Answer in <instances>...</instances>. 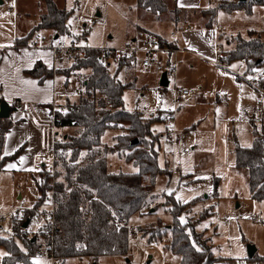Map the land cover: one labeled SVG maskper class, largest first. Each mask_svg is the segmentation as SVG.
Returning <instances> with one entry per match:
<instances>
[{
    "label": "rangeland",
    "instance_id": "obj_1",
    "mask_svg": "<svg viewBox=\"0 0 264 264\" xmlns=\"http://www.w3.org/2000/svg\"><path fill=\"white\" fill-rule=\"evenodd\" d=\"M184 1L186 0H164L167 10L158 16L139 9L137 0H66V6L71 11L67 24L74 35H83L85 32V36H81L80 39L84 45L93 48H121L140 37V40L154 37L155 33L152 30L170 37L174 30L169 25L154 24L160 19L161 22L170 24L173 29L183 28L184 25H188L186 27L190 29L205 28L203 16L205 11H210L211 14L214 11L213 27L217 24L223 30L221 42L226 57L231 50L237 48L238 40L257 38L264 41V2L247 0L239 8L227 9L221 6L229 4L232 0H220L219 4H216L215 0H200L199 5H192L193 0L187 2L190 5ZM46 6L47 3L45 1L41 3L40 0H8L7 4H0V8L5 9L2 15V20L6 19L3 26L9 22V11L16 9L15 12L20 14L17 17L20 27L22 25L24 29L33 27L39 23L41 13L47 11ZM22 7L27 8V11H21ZM175 8L185 10L188 15L180 17V21L177 22L179 16H176ZM78 27H82V31H79ZM54 30L56 33V29ZM66 38L71 39L68 36ZM205 39L208 38H204L203 41ZM227 41L231 42L229 47ZM194 57L198 61L201 59L197 55ZM111 61L113 63L109 67L110 72L118 80L123 83L134 80L133 89L127 90L124 94L126 109L141 113L145 122L154 121L151 129L155 138L152 140H159L154 142V148L163 172L156 178L155 190L144 201L153 200L156 204L149 209H141V204L140 212L135 213L130 219L129 229H133L135 233L129 237L127 255H105L96 260L90 257H69L62 261L56 260V264H180V255L174 254L166 246L170 237L169 231L163 237L156 235L159 230L162 232L168 230L167 226L173 223V215L167 204L168 196L182 204L189 203L196 197H204L189 211L184 209L181 220L187 223L188 232L199 245L205 243L210 246L218 257V264H255L257 259L264 258V223L254 220L257 214L264 216V201L252 198L248 170L235 167L236 142L243 147L251 146L254 138L253 126L257 125L259 130L264 128V120L261 123L254 121L257 115V102L262 100V96L245 84L249 87L250 98L243 111L235 109L229 118H225L216 112L215 107L207 106L209 97L213 95L209 94L206 88H210L213 82L237 83V76L225 69L221 70L222 68L220 71L217 70L211 62L213 70L206 67V63L195 64L194 68L185 66L180 86L193 90L182 106L177 108L176 117L173 118V85L166 88L160 86L162 70L156 62H152L150 67H145L141 61L124 65L123 58L119 57H112ZM238 61L230 62L232 67L240 68ZM72 62L70 60L67 65ZM60 63L64 64L65 61ZM163 64L162 62V67ZM66 68L65 66L58 73V77L62 79L59 80L60 87L66 92L79 91L76 96H68L77 102L84 91L82 82L91 73V69H80L66 76ZM196 82L201 84L202 90L195 86ZM129 126L130 123L124 122L115 129L108 130L102 137L100 147L94 148L95 151L98 149L102 151L105 159L107 157L109 171L139 170L134 161L127 160V154L132 150L128 149L126 144L116 146L118 141L116 137L128 133ZM167 128L173 131V141L165 138L164 132ZM83 131L80 126H72L60 128L57 132L59 141L62 142L67 137L78 136ZM61 136L64 138L61 139ZM109 147L111 151L108 150ZM139 148L147 147L140 144ZM90 153L83 151L80 164L86 161L85 158ZM46 161L47 172L53 163L50 159ZM64 165L65 161L62 158L59 160L57 156L54 175L58 182H65L68 175ZM214 175L220 176L219 198H211V195L207 197L211 191L213 192ZM36 192L38 194L31 174L0 173V207L4 211H10L20 205V194L27 200L28 205H35L33 202L39 198L36 197ZM33 198L36 199L32 201ZM173 203L170 205L173 206ZM212 204L213 213L200 220L201 212ZM24 215L15 216L11 222L0 225V236H12L14 224ZM34 229L31 222L28 230L31 232ZM45 248L46 245L40 252H45ZM7 255L8 250L0 244V264L5 263ZM32 260L36 263L39 261V264H52L48 255L43 259L37 255ZM13 264L24 263L17 261Z\"/></svg>",
    "mask_w": 264,
    "mask_h": 264
},
{
    "label": "trees",
    "instance_id": "obj_2",
    "mask_svg": "<svg viewBox=\"0 0 264 264\" xmlns=\"http://www.w3.org/2000/svg\"><path fill=\"white\" fill-rule=\"evenodd\" d=\"M247 0H232L229 4L221 7L236 9L241 7ZM263 3L264 0H257ZM138 8L149 11L159 16L166 12L167 6L164 0H137ZM177 22L180 17H185L187 12L181 8H175ZM205 28H213L214 11H205ZM209 14V15H207ZM71 12L60 11L57 6L49 1L48 10L41 16L40 23L28 36L23 38L22 43H28L35 37V32L43 28L56 29V35L80 40L85 36L74 35L67 24ZM159 21H162L160 19ZM175 30L179 31L180 28ZM162 45L174 46V41H169L160 35H155ZM68 39V38H67ZM237 48L229 52L228 61L239 60L242 57L252 56L254 61L251 65H257L264 59V41L251 38L250 40H238ZM101 48H91L86 55L73 61L65 69L66 76L80 69H91V73L82 82L84 91L79 100L72 101L68 97V110L58 111L56 127L68 128L80 126L84 131L78 136H69L65 141H57V156L65 161V169L68 171L65 182L56 183V219L57 234L53 252L57 261L69 257H90L94 260L105 255H127L129 253V221L130 218L140 212V206L147 196L155 190L156 178L162 169L159 167L155 138L151 129L154 121L145 122L144 116L136 111L126 109L124 94L133 89L132 81L123 83L110 72L112 55L104 63L100 59ZM123 64H131L123 59ZM61 70H57L59 73ZM30 74L43 80L52 76L53 70L46 68L41 62H37ZM67 83L69 81L67 80ZM166 88V87H162ZM16 100L12 109L19 105ZM130 123L128 133L117 136L116 146L126 144L131 149L127 154L128 161H134L139 167L137 172H112L108 170L107 157L102 151H95L100 147L102 137L110 129H115L121 123ZM13 122L11 118L0 119V170L8 160H14L24 150L18 149L14 154L3 156L5 136ZM253 126V143L243 147L239 143L235 145V166L238 169H247L251 196L258 201H264V128L259 130ZM64 138L61 136V139ZM138 138L139 142L131 144L132 139ZM143 144L147 148H139ZM115 147V146H112ZM111 151V148H108ZM83 151L91 152L86 156V161L80 164ZM111 153V152H110ZM87 154V153H86ZM69 164V165H68ZM45 171L42 172V174ZM76 174V177H74ZM59 175V173H58ZM50 176L46 180H37L36 186L39 194L36 206L42 205L45 196L51 188ZM219 180L215 177L214 196L219 197ZM204 197H196L189 203H179L173 197H167L169 211L173 215V223L167 226L168 230L159 232L157 237L166 236L169 231L167 247L177 255H180V264H216L218 257L209 245H199L188 232L187 223L181 220V213L189 211ZM174 202V203H173ZM173 203V206L170 204ZM214 205L206 208L200 214V220H204L213 213ZM31 214H25L13 226V235L1 237L0 244L4 245L9 252L5 257L4 264H13L22 261L24 264H37L32 260L40 253L41 248L49 245L46 235L28 230L23 225ZM30 225V224H29ZM153 234V236H156ZM45 248V250H46ZM199 249V250H198ZM253 258V256H252Z\"/></svg>",
    "mask_w": 264,
    "mask_h": 264
},
{
    "label": "crops",
    "instance_id": "obj_3",
    "mask_svg": "<svg viewBox=\"0 0 264 264\" xmlns=\"http://www.w3.org/2000/svg\"><path fill=\"white\" fill-rule=\"evenodd\" d=\"M43 1L47 3L46 6L47 10H48L49 1H52L60 11L71 12L70 9H68L66 6V0H40L41 3H43ZM188 1L191 0H186L184 2L190 5L189 3H187ZM198 2H200V0H193L192 5L194 4L199 5L200 3ZM7 3L8 0H0L1 5H5ZM14 10L16 11V9ZM15 11H11V10L9 11L8 13L9 15L8 18L10 17L9 22L6 23L5 26H3V21L6 20V19L2 20V15L5 13V9L0 8V103L1 101H4L11 107V105L16 100L20 102L16 108L12 109L11 107L10 118L13 122V125L11 126L10 130L7 132L5 136L2 155L3 156L12 155L21 147H24V150L14 160L6 161L3 164V168L0 170V173L3 172V173H12V174H18V173L31 174L35 183V191H36L37 189L36 182L37 180H39L42 172L47 170L48 167L46 160L49 159L48 153L50 152V149L53 144L52 140L54 139V136L59 139L57 132L59 129L57 127L55 128L52 127L51 101L53 98L54 88L62 90L60 87L61 86L60 81H62V79L58 77V72L55 74L53 73L52 76L46 77L43 80H41L40 77H36L29 73V71L34 68L37 62H41L46 66V68L53 70L52 52L48 48H31V47L18 46L25 44L22 43L21 40L26 36H28L30 32L33 29H35V27L40 23V21L38 24L33 25V27L24 29L23 25L20 27L18 22L17 17L20 14L19 13L17 14ZM21 11L25 12L27 11V8L22 7ZM46 12L41 13L40 19L41 16ZM154 24H166L169 25L172 30H175L171 27L170 24L166 22L157 21ZM186 26L188 25H184L183 28H180V30L177 32V35L175 37L172 36V34L169 37L166 34L159 33L157 30L155 31L152 30V32L155 33V35H160L169 41H174L175 44H178L179 46L185 49L181 51L178 55V59H179L178 85L179 86L181 84L180 79L183 70L185 69V66H190L191 68H194L195 64L200 65L206 63L205 66L213 70L212 65H210L211 62L213 66L217 68V70L220 71L221 69V67L217 66L213 62V59L215 57L214 39L216 36L214 27L213 28L193 27L194 29H190L188 32H185L184 28ZM207 33L208 35H206ZM54 34H55L54 29L43 28L37 30L34 35L35 37H45L46 43H51ZM140 38L139 39L133 38V39L140 40ZM204 38H208V39H205V41H203ZM230 43L231 42L227 41L228 47ZM16 44L17 46H15ZM195 55L199 56L201 59L198 61L194 57ZM167 59H168L167 55L160 53L157 54V56L154 59L155 61H153V63L156 62L159 69H161L163 72V70L165 69ZM70 60L71 59H69L68 57L61 60V62L65 61L64 64L60 63L59 61L57 70L59 69L61 70L65 66L69 67L70 65L67 64L70 62ZM162 62L164 63L163 67L161 65ZM221 70H223V68ZM231 75L233 76V74ZM199 76L203 78L205 77V75L202 74H199ZM239 80L240 79L237 77V83L234 82L232 84H225L223 82L222 83L219 82L216 84L215 82H213L210 88H206L207 92L213 95V97H209L208 100L210 101H208L207 106H209V108L212 106L215 107L216 112L219 113L221 116H225V118H229L232 112L235 111V109L238 110L240 109L241 111H243L246 102L250 98L248 96L250 90L249 87L247 86L248 83L243 82L242 80L241 83ZM195 86L200 87V89L202 90L201 84H197L196 82ZM182 88L190 89L189 87H182ZM251 89L253 88L251 87ZM190 90L191 93L184 97L183 102L187 97H189L192 94L193 89L191 88ZM263 100L264 97H262V100L258 102L263 103L264 102ZM24 111H27V114H25ZM175 117H176V113L174 118ZM263 120H264V104H263ZM234 139H236V135H234ZM22 157L24 158L23 162H21ZM10 165H14V167H10ZM215 177H217L218 180L220 179L219 178L220 176L214 175V180ZM219 190H220V183H219ZM209 195H211V198H216L214 196V188H213V192L211 191V193L208 194L207 197ZM22 197H23L22 194H20L19 198L21 199ZM36 197H39L37 192H36ZM35 199L36 198H33L32 201H34ZM32 201L30 202V204H32ZM36 202L37 201L33 203ZM216 264H218V262H216Z\"/></svg>",
    "mask_w": 264,
    "mask_h": 264
},
{
    "label": "built area",
    "instance_id": "obj_4",
    "mask_svg": "<svg viewBox=\"0 0 264 264\" xmlns=\"http://www.w3.org/2000/svg\"><path fill=\"white\" fill-rule=\"evenodd\" d=\"M220 0H215L216 4H219ZM79 31H82V27L77 28ZM215 39H214V49H215V57L213 62L232 73H234L240 80L248 83L256 92H258L262 97H264V59L260 61L257 65H251L254 61L253 57H242L239 59L240 68H234L231 65V61H228L225 56V48L221 42V37L224 34L223 30L219 26H215ZM190 27L184 28L185 32H188ZM177 30L172 32V36L177 35ZM17 46V44L15 45ZM24 47L31 48H48L52 52V69L53 73H57V67L59 61L68 57L69 59L75 61L79 58H82L86 55V52L93 48L81 43L80 40L72 38L67 39L65 37H61L58 39H53L51 43H46L45 37H33L29 40L28 43L24 45H18ZM102 54L100 55V59L106 63L109 60V55L113 57H119V59H124L125 61L135 64L138 61H141V64L145 67L150 66L154 61L157 54H165L168 59L166 61L165 69L163 71H167V76L169 79V85H173L172 90V100L174 108L173 118L177 111V108L182 104L185 96L191 93L190 89L182 88L178 85V67H179V59L178 55L181 51L185 50L183 47L175 44L174 46L170 45H162L157 38L147 37L143 40H135L128 43L125 47L121 48H101ZM168 85V86H169ZM79 91H70L66 92L63 90H59L54 88L53 98L51 101V120L52 127H56V119L58 111H66L68 110V96L69 95H78ZM256 118L254 117V121L256 123H261L263 121V103L258 102L256 106ZM27 114V111H24ZM171 120V118H170ZM173 121V119L171 120ZM171 126H173L171 124ZM170 128V125L168 126ZM167 128L164 132L165 138L172 139L173 141V131L172 129ZM175 130V129H174ZM53 144L48 153V158L52 161V165L48 168V171L41 175V180L48 179L50 176L51 188L47 192L44 202L42 205L30 206L27 204V201L21 198L20 205L12 208L10 211H4L0 207V225L9 223L12 221L13 217L19 216L20 214H31V218L29 224L32 222L36 231L46 235L49 239V245L47 246L45 252L38 253V258H44L45 256H49L51 258V263L56 264V260L58 259L54 252V242L57 234V219H56V181L55 178V165L57 160V141L58 138L54 136L52 140ZM155 201L146 200L142 203L141 209H149L155 206ZM255 221L264 223V216L262 214H257L254 218ZM135 233L133 229H129V237ZM255 264H264V258L257 259Z\"/></svg>",
    "mask_w": 264,
    "mask_h": 264
},
{
    "label": "water",
    "instance_id": "obj_5",
    "mask_svg": "<svg viewBox=\"0 0 264 264\" xmlns=\"http://www.w3.org/2000/svg\"><path fill=\"white\" fill-rule=\"evenodd\" d=\"M59 35H56V39H58ZM169 85V79L167 76V71H163L160 78V86L161 87H167ZM11 114V107L4 101H1L0 103V119L3 118H9ZM139 142L138 138H135L131 141L132 145H135ZM154 210V209H152ZM29 219H27L23 225L24 228H27L29 226ZM254 249H252L251 254H253ZM96 264V263H94Z\"/></svg>",
    "mask_w": 264,
    "mask_h": 264
},
{
    "label": "snow or ice",
    "instance_id": "obj_6",
    "mask_svg": "<svg viewBox=\"0 0 264 264\" xmlns=\"http://www.w3.org/2000/svg\"><path fill=\"white\" fill-rule=\"evenodd\" d=\"M7 154V153H6ZM24 158H21V162H23ZM10 167H14V165H10ZM199 250V249H198ZM37 264H39V261H37Z\"/></svg>",
    "mask_w": 264,
    "mask_h": 264
}]
</instances>
